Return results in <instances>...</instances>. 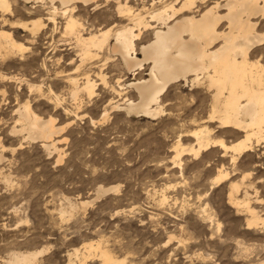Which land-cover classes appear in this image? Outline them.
Wrapping results in <instances>:
<instances>
[{
    "label": "rangeland",
    "instance_id": "374dc122",
    "mask_svg": "<svg viewBox=\"0 0 264 264\" xmlns=\"http://www.w3.org/2000/svg\"><path fill=\"white\" fill-rule=\"evenodd\" d=\"M10 1L13 14L7 17L26 23L41 17L48 25L36 41L19 29L18 39L27 47L0 62V264H9L13 251L41 248L46 251L39 257L40 264H66L69 252L97 241L115 256L124 257L126 264H261L264 223L249 227V214L231 203L228 194L230 181L241 182L249 173L242 188L252 183L264 198V141L254 142L250 151L236 155L235 160L234 152L219 147L199 154L185 151L175 158L178 140L183 146H196V138L189 134L209 114L211 92L206 87L179 79L164 93L163 114L151 118L128 113L125 98L137 100L139 96L130 83L148 78L151 62L129 70L118 54L109 53L108 46L101 51L95 48L99 53L94 57L84 56L75 36L65 32L61 14L56 24L45 19L49 3ZM127 1L135 9L145 4L149 10L168 2L182 3ZM213 1L196 0V4L204 9ZM116 2L103 0V8L77 3L74 14L81 17L82 34L95 33L114 21L126 23ZM55 4L59 6L58 1ZM261 29L264 19L258 18L257 30ZM151 35L145 34L141 47ZM136 45L142 58L141 47ZM86 76L95 80L94 92L81 91L73 99L71 78L83 85ZM110 101L121 106L112 109ZM25 103L64 127L55 137H61L59 163V151L49 154L42 141L26 138L24 132L13 133L12 127H21L18 110ZM105 109L110 115L103 119ZM210 126L214 135L228 143L241 136L222 132L217 124ZM221 168L230 171L231 178L213 183ZM114 184L119 185L117 192L81 205L96 196L99 186ZM71 201L77 203L75 209ZM251 203L264 216V204ZM87 263L102 264L98 255L89 257Z\"/></svg>",
    "mask_w": 264,
    "mask_h": 264
},
{
    "label": "bare ground",
    "instance_id": "6f19581e",
    "mask_svg": "<svg viewBox=\"0 0 264 264\" xmlns=\"http://www.w3.org/2000/svg\"><path fill=\"white\" fill-rule=\"evenodd\" d=\"M35 1L45 5L49 3V15L45 18L49 23L56 24L58 14L65 18L64 30L67 34L75 36V43L81 47L84 56L94 57L99 53L98 50L108 46L109 53L118 54L129 70L142 69L145 61L151 62L149 77L130 83L138 91L139 96L137 100L125 98L124 108L128 113L144 114L151 118L160 116L165 112L164 93L171 83L179 79L185 80L191 86H204L211 92L210 109L207 111L209 114L203 118L204 124L191 130L189 134L196 138V146H183L181 140H178L175 145V158L180 157L185 151L199 154L202 150L219 147L224 152L228 150L234 152L232 159L235 160L236 155L250 151L254 142L264 141V70L258 66H250L251 60L248 65H237L233 59L235 51L243 49L250 40L254 39L253 34L260 32L257 30L258 18L264 19V7H260L257 0H214L204 9L200 6L198 8L199 2L196 4V0H180L182 3H179V6H176L174 2H168L160 7L150 8L151 10L147 9L145 4L142 9H135L130 5L131 3L128 4L127 0H116L119 16L126 15L128 22L119 25L114 21L113 25L99 28L96 32L93 30L95 33L86 36L82 34V22L79 20L81 17L78 19L74 14L77 3L93 4L91 6L97 7L102 3L101 0ZM56 1L59 2V6L55 4ZM151 1L155 3V0ZM11 5L10 0H0V62L22 52L27 47L18 39L19 29L28 31L31 39L36 41L38 35L48 25L41 17L31 19L30 23L7 17L13 14ZM213 5H219V7ZM195 7L196 9L193 10ZM147 32H152V39L141 47L140 43L143 42ZM136 44L141 47L142 58L138 57ZM95 48L97 51H94ZM248 55L251 59H256L255 48H250ZM102 80H105L104 76ZM223 81L228 82L226 94L223 87L216 92L211 91L214 83ZM71 82L73 86L71 85L70 93L73 99H77L81 91L91 95L96 86L95 80L89 76L85 77L83 85L78 83L76 77H72ZM120 106L118 102L110 104L112 109H118ZM66 111L68 112L67 109ZM18 112L17 118L21 127H12L13 133L24 132L27 134L26 138L42 141L44 149L49 154L59 151L57 161H61V150L58 146L61 137L58 139L55 137L64 127H58L52 116L44 118L39 115L32 109L30 103H25ZM101 115L103 119H106L110 115L108 109H105ZM196 117H193V120ZM211 123L217 124L219 129L222 128V132L243 135L236 141L228 143L224 137L213 134L214 128L210 126ZM216 140L222 141L223 147L218 146L215 143ZM1 157L2 154H0ZM223 169L213 178V183L224 182L231 178V172ZM247 174L243 175L241 182L230 181L228 197L231 203L241 205L243 211L249 214L247 223L249 227H253L264 223V216L251 202L264 204V198L260 196L259 190L252 183L242 188ZM8 181H10L9 178ZM250 189L253 191L251 192ZM118 190V184L99 186L95 192L96 196L90 200L81 201V205L85 207L101 196ZM165 200L166 196L163 194L162 201ZM76 204L74 205L71 201V208L75 209ZM61 211L64 213L63 209ZM45 251L46 248L13 251L8 262L9 264H40L39 257ZM95 255H98L102 264H106V261L110 264H126L124 257L115 256L100 241L85 243L83 248H75L69 252V262L66 264H88V258ZM261 264H264V261Z\"/></svg>",
    "mask_w": 264,
    "mask_h": 264
},
{
    "label": "snow or ice",
    "instance_id": "6c2138e0",
    "mask_svg": "<svg viewBox=\"0 0 264 264\" xmlns=\"http://www.w3.org/2000/svg\"><path fill=\"white\" fill-rule=\"evenodd\" d=\"M259 3L260 7H264V0H257ZM103 0L102 3L97 5L98 8H103ZM206 7V5H204ZM214 7H219V5H213ZM108 23H111V21H108ZM254 39L249 41L248 45H245L243 49H237L234 53V61L237 65H248L249 61L251 60V65L252 67H259L260 69L264 70V29H261L260 32L254 33ZM250 48H256L257 51V57L256 59H251L248 55L249 49ZM257 60H258V65H257ZM3 79L7 80L9 77L4 76L2 77ZM223 87L225 89V94L227 93V88H228V82L223 81L220 83H214L211 87V91L216 92L217 89ZM214 118V117H213ZM242 135V133H241ZM215 143L223 147V142L220 140H216ZM20 147H24V145L21 143ZM59 163V161H58ZM106 264H110V262L106 261Z\"/></svg>",
    "mask_w": 264,
    "mask_h": 264
}]
</instances>
